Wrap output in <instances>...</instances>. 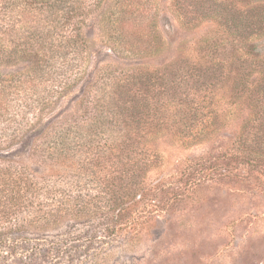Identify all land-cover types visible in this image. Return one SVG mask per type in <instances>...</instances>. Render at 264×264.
Wrapping results in <instances>:
<instances>
[{
	"label": "rangeland",
	"instance_id": "obj_1",
	"mask_svg": "<svg viewBox=\"0 0 264 264\" xmlns=\"http://www.w3.org/2000/svg\"><path fill=\"white\" fill-rule=\"evenodd\" d=\"M118 2H87L60 90L42 84L48 43L0 47L1 171L38 180L20 210L1 184L0 264H264V0ZM39 57L28 106L12 96L3 111L7 79ZM186 96L212 113L200 135ZM242 125L256 166L186 186L178 164L226 149Z\"/></svg>",
	"mask_w": 264,
	"mask_h": 264
},
{
	"label": "trees",
	"instance_id": "obj_2",
	"mask_svg": "<svg viewBox=\"0 0 264 264\" xmlns=\"http://www.w3.org/2000/svg\"><path fill=\"white\" fill-rule=\"evenodd\" d=\"M72 1L73 0H0V47L2 49H9V46H12V51L14 52L10 54L13 55L15 51L19 52L21 48H23L22 52H26L30 50L29 48H34L37 44L45 48L46 45L44 43H48L50 53L47 58L49 60L44 59V61L51 62L52 71H50L47 80L44 81L45 83L42 82V84L48 87L47 85L50 81L55 84L57 90L62 89L69 82V78L66 77V70L73 65L67 62V56L70 55L67 51L73 50L74 53L75 50L80 48V42L83 37L79 17L85 15V6H90L87 4L89 0H77L75 3ZM95 1L97 5H100L101 0ZM116 1L120 2L121 0ZM52 3H54V5ZM61 3H64V5H61ZM139 26L143 27L142 25ZM141 34L145 35V31ZM65 49L67 50L66 52H64ZM111 49H114V47H111ZM7 54L9 53H6V56ZM33 56H37V54ZM253 56L255 57V54H253ZM42 59L43 57H39L38 60L34 61L35 64L32 66L31 73H21L19 75L10 76V78L7 79L9 82H18V85L11 87L4 85V89L11 90L8 91V93L1 91L3 111H8L13 105L11 100L12 96H16L25 102L22 104V109L24 106H28L26 98L29 94H33V88L29 86L28 82L35 79L36 72L38 74L43 72L41 65ZM59 59L62 60V67L59 65L57 66L58 61H60ZM202 98L203 97L199 100ZM197 101L196 98L193 99L186 96L177 102V106L180 109V114H192L194 120L199 116L198 120H202V122L199 123L201 124V128H203L201 131H197V134L200 135V133L206 131L205 126L207 125L203 123L212 118V113L209 110H205V107H202L201 104L200 107H198L200 101L199 103ZM112 102L114 106V101ZM115 108L120 110L119 113L121 111L124 112L126 109V102L124 103L123 101L121 104L116 103ZM144 115L145 114L141 113L138 117L139 124L140 121L143 120ZM160 122L161 124L166 123L164 118H162ZM150 124H152V122H150ZM238 127V133H235L233 137L229 139L230 143L228 141L229 145L226 146V149L221 148L217 149V151L214 149L212 152L208 153L207 156L199 157L197 161L186 160L178 164V172L180 171L181 174L184 175V184L186 186L195 184L197 180H199V178H197V174L199 173L201 175L200 177H205L212 176V174L228 173L232 168H236L240 165H248L250 167L256 166L260 160L256 158V152L253 151V149L245 147V142H252L254 138L251 139V135H254L247 131V125ZM185 128H188L189 132L193 130L191 126H186ZM248 134L250 137L247 136ZM187 135L189 134L187 133ZM222 139L227 141L225 135L222 136ZM145 155L147 157L145 158V163L151 165L156 160V156L152 150L147 149ZM34 177L32 172H28L25 169L4 174L0 166V201L1 184H7L10 185L8 189L10 195H12V191L16 189L15 195L11 197H14L16 200L19 206L17 208H19V210L23 208L24 204L31 198L27 196V194L31 192V187L38 185L37 177L36 179ZM1 180H3V183ZM103 190L108 196V201L112 204V198L114 202L115 197L111 191L112 189H109L108 185L105 184L103 185ZM106 216L112 220V226L115 227L117 224V215H108V213H106Z\"/></svg>",
	"mask_w": 264,
	"mask_h": 264
}]
</instances>
